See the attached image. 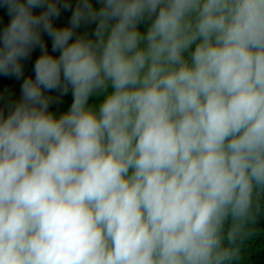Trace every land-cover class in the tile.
I'll list each match as a JSON object with an SVG mask.
<instances>
[{"label":"clouds","instance_id":"9594fccd","mask_svg":"<svg viewBox=\"0 0 264 264\" xmlns=\"http://www.w3.org/2000/svg\"><path fill=\"white\" fill-rule=\"evenodd\" d=\"M0 13V78L22 81L0 107V264H242L264 216V0Z\"/></svg>","mask_w":264,"mask_h":264},{"label":"trees","instance_id":"16d2710c","mask_svg":"<svg viewBox=\"0 0 264 264\" xmlns=\"http://www.w3.org/2000/svg\"><path fill=\"white\" fill-rule=\"evenodd\" d=\"M3 14V13H0ZM5 20H7L6 14ZM70 17V12H65L60 20L57 22L60 25H64L68 23V19ZM95 26L93 25L91 28L86 29V31L91 34L92 28ZM142 30L146 28L145 25H141ZM81 31H85V29H81ZM51 50V45L49 42V51ZM39 55V51L34 53L33 60L36 56ZM32 71V61L28 62L26 65V75L31 73ZM22 81H17L13 78H0V93L4 94L3 100H0V107L5 109V112L8 110V105L14 103L19 100L20 98V85ZM55 95V94H53ZM91 103H95V99L90 101ZM71 104V94L69 93L65 96L62 101L58 104H54L52 106V111H55L57 115L67 111ZM258 228L260 232H258L255 236L249 239L246 242L244 248V259L242 264H264V216L259 218L258 220Z\"/></svg>","mask_w":264,"mask_h":264}]
</instances>
